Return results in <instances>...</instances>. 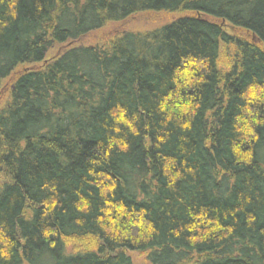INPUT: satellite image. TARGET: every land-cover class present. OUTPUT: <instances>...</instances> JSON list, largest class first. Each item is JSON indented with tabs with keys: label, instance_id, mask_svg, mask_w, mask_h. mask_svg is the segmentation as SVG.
<instances>
[{
	"label": "trees",
	"instance_id": "obj_1",
	"mask_svg": "<svg viewBox=\"0 0 264 264\" xmlns=\"http://www.w3.org/2000/svg\"><path fill=\"white\" fill-rule=\"evenodd\" d=\"M143 14L173 19L47 61ZM22 66L0 264H264V0H0V88Z\"/></svg>",
	"mask_w": 264,
	"mask_h": 264
},
{
	"label": "rangeland",
	"instance_id": "obj_2",
	"mask_svg": "<svg viewBox=\"0 0 264 264\" xmlns=\"http://www.w3.org/2000/svg\"><path fill=\"white\" fill-rule=\"evenodd\" d=\"M172 19L173 16L166 14L164 15L143 14V15L135 16L122 25H118V26H114L113 28L110 27L105 30L98 31L76 42L53 47L47 54V61L59 57L68 48L78 47V46L102 45L108 42L109 40H111L112 38H115V34H119L121 32H128V31L143 32V33L149 32L170 22ZM225 30L231 34H237L236 30H234L228 24L225 25ZM233 63H234V49L222 45L221 56H220V67L224 71L226 70L228 71L232 67ZM32 67L33 66H22L18 70H16V72L13 74L11 78L3 81L2 86L0 88V111L7 105V103L10 100L12 86L16 77L19 74L29 69H32ZM83 248L89 250H95L97 247L94 246V242H92L91 244L87 242L84 244ZM69 249L74 250L72 246H70ZM129 255L133 261V264H151L148 260L147 254L133 252V253H129Z\"/></svg>",
	"mask_w": 264,
	"mask_h": 264
}]
</instances>
